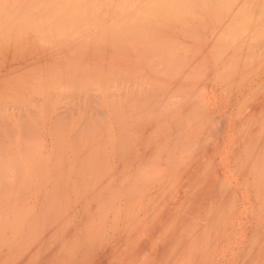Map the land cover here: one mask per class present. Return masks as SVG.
I'll return each instance as SVG.
<instances>
[{
	"label": "bare ground",
	"instance_id": "bare-ground-1",
	"mask_svg": "<svg viewBox=\"0 0 264 264\" xmlns=\"http://www.w3.org/2000/svg\"><path fill=\"white\" fill-rule=\"evenodd\" d=\"M116 1L0 0V264H264V0Z\"/></svg>",
	"mask_w": 264,
	"mask_h": 264
},
{
	"label": "rangeland",
	"instance_id": "rangeland-1",
	"mask_svg": "<svg viewBox=\"0 0 264 264\" xmlns=\"http://www.w3.org/2000/svg\"><path fill=\"white\" fill-rule=\"evenodd\" d=\"M118 1H119V0H118ZM118 1H116L115 4H118V5H119L120 3H119ZM133 1H136L135 4H136V3H137V4L139 3L140 5H142L141 3L144 2V6H145V3H148L147 0H146V1L142 0L143 2L140 1L141 3H140V2H137V1H139V0H133ZM122 2H123V4H124L125 0H122ZM129 2L132 3V4H129ZM126 3H127V5H129L128 7H130L131 10H133V9L135 8V7H134L135 4H134V2H132V0H129V1L127 0ZM126 3H125V4H126ZM152 3H153V2H152ZM112 4H113V3H112ZM123 4L121 3V5L118 6V7H117V5H116V6L114 5V6L117 7V9H118V8H122V9H119V10H120V11H124V10H123V9H124ZM137 4H136V5H137ZM149 4H151V2H150ZM140 5H139V6L137 5L138 8L140 7ZM121 6H122V7H121ZM115 7H114V8H115ZM128 7L126 6L125 9H126V8L128 9ZM132 7H133V9H132ZM142 7H143V5H142ZM114 8H113V9H114ZM113 9H112V10H113ZM236 9H237V8H236ZM260 9H261V8H260ZM134 10H135V9H134ZM136 10H138V9L136 8ZM240 10H241L240 12H239V10L237 11L238 13L236 12V10H229L228 13L230 12V13L232 14L233 12H235L236 14H238V15L235 16V17H238V18L242 16V19L240 18V20H241V22H243L244 26H246V24H245L244 22L247 21V18L250 19V20H248V21H252L251 19H254V20H255V18H256V19L259 18L260 15H261V16L264 15V10H260V11H258V10L256 11L255 9H253V10H252V9H246V10L243 9V11H242V9H240ZM244 10H245V13H244ZM254 10H255V12H254ZM246 11H247V12H246ZM248 11H249V12H248ZM241 12H242V14H241ZM257 12H258V13H257ZM261 12H263V13H261ZM239 13L241 14V16H239ZM254 14H255L256 16H258V17H256ZM246 15H248L249 17L247 16V18H245ZM253 15H254V16H253ZM243 16H245V17H243ZM253 17H254V18H253ZM238 18H235L234 21H235L236 19H238ZM243 18H244V20H245V19H246V20L243 21ZM238 20H239V19H238ZM254 20H253V21H254ZM234 21H233V22H234ZM253 21H252V22H253ZM238 22H240V21H238ZM238 22L235 21V23H238ZM241 22H240V23H241ZM233 24H234V23H233ZM236 25H237V24H236ZM238 25H240V24H238ZM238 25H237V26H238ZM241 25H242V23H241ZM232 26H233V25H232ZM234 26H235V25H234ZM234 26H233V27H234ZM240 28H241V27H240ZM242 28L244 29L243 26H242ZM242 28H241V29H238V30H242ZM248 28H250V27H247V29H248ZM233 29H236V27L233 28ZM238 30H237V31H238ZM245 30H246V29H245ZM249 30H250L251 32H250ZM248 31H249V32H248L249 34H252V33H253V30H252V29H248ZM242 32H243V31H242ZM244 33H245V31H244ZM248 33H247V34H248ZM254 33H255V32H254ZM254 33H253V34H254ZM249 34H248V36H249ZM261 49H262V48H261ZM263 49H264V48H263ZM263 49H262V50H263ZM263 68H264V67H263ZM263 70H264V69H263ZM262 82H263V84H264V79H263ZM262 82H261V83H262ZM263 84H262V85H263ZM262 87H263V88H260V89H259V92L261 93V92L263 91L261 94H264V86H262ZM261 94H259L258 92H257V94H256L257 97H258L259 99H260V97L262 98V97L264 96V95H261ZM260 95H261V96H260ZM259 96H260V97H259ZM263 98H264V97H263ZM263 98H262V99H263ZM262 99H261V100H262ZM170 199H171V198H170ZM166 202H167V204H165V205L169 206V207H168L169 210H170L171 208H173V206L170 208V206H171L172 204L168 205V204L171 202L170 200H169V203H168V201H166ZM171 203H172V202H171ZM162 207L164 208V204L162 205ZM174 207H175V206H174ZM163 208H162V209H163ZM166 209H167V208H166ZM168 209H167L166 211H168ZM163 210H164V209H163ZM163 210H161V214H162V215H161V217H160V221H157V220H156L157 222H155L154 226H156V225H158V224H160V223L163 224V226H164V212H163ZM166 213H167V216H168V215L171 216L170 213H168V212H166ZM170 219H171V217H170ZM146 238H148V236H147ZM152 239H153V238H152ZM152 239H150V240H151L153 243H152L151 241H150V243H149L150 245H151V243L153 244V245H151V246L148 244V240H149V239L146 240V246L148 245V248H150V249L148 250V252L146 253V256L151 260V264H178V263H179V264H180V263L183 264L184 258H185V264H198V263L195 261V259L197 260L198 256L195 257V258H194V256H193V259H192L190 262L187 260L188 252L186 251V248L183 247L180 243H177V242H176V243H171L172 245H171V248L169 249V251H165V252H164L165 254H163L160 250L156 249V246H157V245H163V244H164L163 240L160 241L159 239H158V240H157V239H153V240H152ZM214 243H215V242H214ZM154 245H156V246H154ZM214 245H215V244H214ZM119 246H120V245H119ZM139 247H140V246H139ZM143 247H144V246H142V247H140V248L143 250ZM175 247H176V248H175ZM180 247H181V248H180ZM121 248H122V247H119V249H118L116 252H114V253H116V254H114L113 252H112V253L110 252V253H111L112 255H113V254H114V255H118V256H117L118 258H119V255H120V256L122 255V257H120V259H122V260H120V259L116 260L117 257H115L114 255H113V258H110V257H112V255L109 254V252H108V253H107V252H106V253L103 252V253H101L102 255H100V257L97 256V255H96V256H93L95 259H94L93 257H91V259L93 258V259H92V263H91V261H90L91 259H90V260H88V261H90L89 264H93V260L95 261L94 264H96V263H101V264H109V263H110V264H116V263H117V264H119V263H118L119 260L122 261V262L119 261L120 264H131V263H130L131 260L126 261V258H125V252L122 253L123 249H121ZM140 248H138V250H137V251H138V252H137V255H132V257H133V256L136 257V256L139 255L138 253L142 252V251L140 250ZM152 249H153V250H152ZM102 250H103V249H102ZM115 250H116V249H115ZM119 250H120V252H119ZM139 250H140V252H139ZM175 250H176V251H175ZM179 250H180V251H179ZM178 251H179V252H178ZM101 252H102V251H101ZM217 252H218V251H217V247H211V249H210L209 251L205 252L204 254L199 255V260H201L202 263H203L204 261H209V264H212V261L214 260V257H217V254H216ZM134 253H135V252H134ZM180 253H181V254H180ZM104 254H107V255L105 256ZM108 254H109V255H108ZM135 254H136V253H135ZM158 254H160V255H158ZM186 254H187V255H186ZM98 255H99V254H98ZM104 256H105V257H104ZM108 256H109V257H108ZM98 257H99V258H101V257L103 258V257H104V258H103V259H102V258H101V259H98ZM114 257H115V259H114ZM123 257H124L125 259H124ZM96 258H97V259H96ZM107 258H108L109 261L112 260L113 263H112L111 261L108 263V260H106ZM191 258H192V256L189 257V259H191ZM123 259H124V260H123ZM96 260H97L98 262H97ZM115 260H116L117 262H116ZM124 261H125V262H124ZM115 262H116V263H115ZM202 263H201V264H202Z\"/></svg>",
	"mask_w": 264,
	"mask_h": 264
}]
</instances>
